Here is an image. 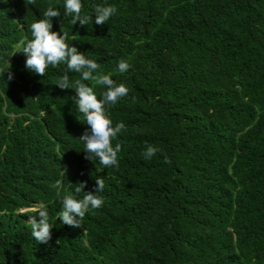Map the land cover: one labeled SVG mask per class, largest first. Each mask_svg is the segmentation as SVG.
I'll use <instances>...</instances> for the list:
<instances>
[{
	"label": "trees",
	"instance_id": "trees-1",
	"mask_svg": "<svg viewBox=\"0 0 264 264\" xmlns=\"http://www.w3.org/2000/svg\"><path fill=\"white\" fill-rule=\"evenodd\" d=\"M82 3L117 13L81 27L64 0H0V264H264V0ZM49 6L52 30L129 88L109 109L127 129L118 168L84 158L75 92L55 85L66 65L41 77L14 54ZM146 144L161 151L145 159ZM96 178L104 205L63 225L52 185L82 198L76 184ZM39 201L54 223L46 244L26 223Z\"/></svg>",
	"mask_w": 264,
	"mask_h": 264
},
{
	"label": "clouds",
	"instance_id": "clouds-1",
	"mask_svg": "<svg viewBox=\"0 0 264 264\" xmlns=\"http://www.w3.org/2000/svg\"><path fill=\"white\" fill-rule=\"evenodd\" d=\"M28 3L34 5L35 0H25V4ZM63 7L65 15L72 17L73 25L79 22L81 27L93 23V18L96 25L102 26L117 13V8L114 5L97 4L93 6L92 15L82 14L84 7L82 0H64ZM60 16L58 10L52 6L47 7L43 12V18L31 23V39L20 41L14 54L22 53L26 58L25 68L41 77L46 74L50 66L56 68L60 64L66 65L67 72L80 74L79 79L70 81L66 72L57 79L55 85L61 90L71 89L75 92L72 100L84 117L83 123L88 126L78 137L84 145L83 152L86 153L84 158L98 162L106 169L118 168V154L122 145L117 142L113 146V141L117 140L118 136L127 129L123 122L113 126L109 109L128 95L129 88L124 83L118 84L111 78V74H105L98 62L89 59L76 46L69 45L67 33L52 30V18ZM10 67L9 63L6 72L7 81L13 79ZM130 67L131 65L123 59L117 65L121 74L128 71ZM4 72V69H0V74H4ZM84 81H91L93 86H89ZM95 86H100L104 90L97 95L94 90ZM159 151L161 149L156 146L146 144L142 155L145 159H151ZM165 163H170V160L165 158ZM52 187L56 189V195L62 205L57 217L63 225L80 228L86 213L104 205V197L99 195L105 188L102 178H96L95 188L90 191H84L86 182H78L74 192L76 194L83 193L82 198H77L72 194H63L62 182L59 180ZM26 223L30 225L31 235L37 242L46 244L51 240L54 223L49 221L47 205L43 201L34 204L33 214L28 216Z\"/></svg>",
	"mask_w": 264,
	"mask_h": 264
}]
</instances>
